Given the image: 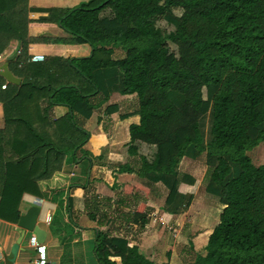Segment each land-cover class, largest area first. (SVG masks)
<instances>
[{
	"label": "trees",
	"instance_id": "obj_1",
	"mask_svg": "<svg viewBox=\"0 0 264 264\" xmlns=\"http://www.w3.org/2000/svg\"><path fill=\"white\" fill-rule=\"evenodd\" d=\"M28 1L0 0L1 51L11 40L25 50ZM48 15L70 36L68 43L87 44L91 54L52 58L40 82L24 79L14 95H0L6 128L13 130L9 141L3 136L0 142V218L17 223L20 199L12 196L27 186L41 196L39 183L79 157L89 137L83 123L95 108L90 97L135 95V110L120 118L139 116L129 127L128 147L139 166L118 170L135 173L151 189L161 185L163 212L179 215L193 199L180 185L195 184L192 175L179 172V164L205 154L204 190L223 205L205 254L184 263L264 264V164L254 165L247 155L264 144V0H79L72 8L48 9ZM159 20L173 30L162 31ZM115 49L123 56H115ZM35 94L43 100L35 105L42 113L33 120L19 111ZM53 105L66 106L69 113L52 119ZM116 111L109 105L104 112ZM8 143L16 160L3 157ZM140 145L154 148L151 158L138 155ZM67 202L70 207L72 199ZM111 202L104 198L105 211L95 209L89 218L98 214L100 224L110 223ZM123 202L122 197L114 201V223L143 232L149 216L123 211ZM102 238H108L121 264H154L146 257L149 246L140 251L130 238L107 231L99 233L98 241ZM100 264L116 263L105 257Z\"/></svg>",
	"mask_w": 264,
	"mask_h": 264
},
{
	"label": "crops",
	"instance_id": "obj_2",
	"mask_svg": "<svg viewBox=\"0 0 264 264\" xmlns=\"http://www.w3.org/2000/svg\"><path fill=\"white\" fill-rule=\"evenodd\" d=\"M78 3L79 0L28 1V19L30 22L27 26V37L30 40L25 50L22 52L18 42L11 40L8 46L1 51L0 41V66L7 63L8 70L20 82L17 84L8 83L0 75V95L5 94V92L11 96L14 95L21 88L24 79L36 78L40 82L48 70L45 64H48L52 58L68 59L90 56L91 47L89 45L68 43L70 36L58 26L55 20L48 19L50 18L48 9L72 8ZM33 55H42L44 60L32 61ZM115 56H123L122 51ZM10 57L11 60L7 61ZM18 61L19 63H17ZM40 65H44L42 71L38 70ZM41 99L43 100L37 94L24 99L23 106L26 108L22 107L19 113L30 119L39 118L42 112L36 110L35 105L39 101L41 102ZM88 100L92 105H95V108L91 116L83 123V128L89 133V137L82 146V150L77 152L81 158L77 157L70 165L64 164L62 171L47 180L41 181L39 183L41 196L29 193V186L26 187L27 191H23L20 196L18 192L12 196L20 199L18 206L20 215L25 213L30 206L39 203L41 210L37 224L46 233L44 244L50 264H100L105 257L109 261L121 264L120 257L113 250L108 238H102L98 241L101 232L107 231L111 232L112 235L115 234L113 230H115L116 223H114L113 211L116 205L112 204L111 206L112 221L110 223L100 224L98 214L95 220L88 216L95 209L99 213L105 211L103 207H100L102 200L108 198L113 203L116 191L129 194L131 198L135 194L144 196L143 200L137 204L136 211L139 213H145L150 217V215H155L157 210L153 209L155 208L154 198L149 195L148 188L141 184L135 173L118 170L120 166H128L131 171H136L139 166V163L137 164L138 157L130 156L128 153L129 127L139 123V116L131 114L126 118H120V115L132 113L135 110L136 96L112 93L108 100L104 101L103 95L98 93ZM7 104L9 105V103ZM109 105H116L117 111L106 114L104 111ZM133 105L134 107H132ZM8 109L15 112L11 108ZM68 113L69 109L63 105H53L50 111L52 119L56 120L64 118ZM12 131V129L6 128L4 107L0 102V142H3V136L9 141L7 137L12 134ZM3 152L4 159L16 160L17 157L11 148V144L4 145ZM27 166L28 164L25 165L26 168ZM1 176L0 174V178ZM191 187L180 185V190L189 192L187 190ZM68 198L72 199L70 207L67 202ZM92 199L97 200L95 206ZM161 212L162 218L167 223L176 216L164 213L162 208ZM107 215L109 216L108 209ZM151 222L150 219L145 229L149 227V224L151 225ZM20 231L16 223L0 218V262L3 261L5 264H35L36 253L33 247L29 245L31 233H25L18 245L15 259L10 260L12 257L11 249L15 246ZM148 235L147 232L142 234L140 243L131 241L130 245L136 244L140 251L144 252L146 250L144 244ZM171 242L170 239L168 243L171 244ZM146 251L149 253L146 257L153 261L152 255L155 246H150ZM166 256L170 257L169 250H167Z\"/></svg>",
	"mask_w": 264,
	"mask_h": 264
},
{
	"label": "rangeland",
	"instance_id": "obj_3",
	"mask_svg": "<svg viewBox=\"0 0 264 264\" xmlns=\"http://www.w3.org/2000/svg\"><path fill=\"white\" fill-rule=\"evenodd\" d=\"M180 13L181 11L179 9L175 10V14L179 15ZM157 26L165 33H169L173 30L171 26L167 25L162 20L157 21ZM170 48L176 50L172 45ZM114 52L115 55H117L121 53V50L115 49ZM132 107H134V105ZM208 127L209 120L206 118L204 125L206 137L208 136ZM153 152V147L140 145L138 155H145L151 158ZM247 155L254 165H263L264 144L261 143L254 149L248 151ZM137 159H139V157ZM138 163L139 160H137V164ZM206 169L205 154H202L196 160H191L187 157L181 160L179 172L181 174L188 173L195 178L194 186L187 190L193 195V199L190 206L183 213L173 217L172 221L167 223L161 216V208L164 203L166 192L164 188L158 184L152 189L147 187L149 195L154 198L155 201V208L153 209H157L155 215H150L149 217V220H152L151 225L149 224V227L143 232H139L135 225L120 226L116 223L113 232L120 235H127V237H129L132 242L135 241V243H140L142 241L140 240L142 234L146 232L149 233L144 245H146V247L149 246V248L152 245L155 246V251L152 255L154 264H165V261H167L168 264H185V261H192L197 255H204L207 237L217 225L219 214L223 208V205L216 197L209 195L204 190L203 180ZM115 193L113 204H115L114 201L122 197L124 205L121 207L125 212L136 210L137 204L140 203V200H143L144 197L135 194L134 197L131 198L129 194H124L122 191H116ZM170 239L172 241L171 244L168 243ZM188 242H192L193 247H189ZM167 250L170 252V257L166 256Z\"/></svg>",
	"mask_w": 264,
	"mask_h": 264
},
{
	"label": "water",
	"instance_id": "obj_4",
	"mask_svg": "<svg viewBox=\"0 0 264 264\" xmlns=\"http://www.w3.org/2000/svg\"><path fill=\"white\" fill-rule=\"evenodd\" d=\"M11 60V57L8 58L7 61ZM0 75L8 82L12 84H17L20 82L18 78L12 75V73L8 70L7 63H4L0 66ZM40 205L39 203H35L30 206L25 213L19 216V219L16 223V226L21 230L18 239L16 240L15 246L11 249V259H15V255L17 253L18 245L22 241L25 233L34 234L37 242L44 243L46 233L45 231L37 224V220L40 214ZM0 264H5L3 261Z\"/></svg>",
	"mask_w": 264,
	"mask_h": 264
},
{
	"label": "built area",
	"instance_id": "obj_5",
	"mask_svg": "<svg viewBox=\"0 0 264 264\" xmlns=\"http://www.w3.org/2000/svg\"><path fill=\"white\" fill-rule=\"evenodd\" d=\"M31 60L35 62L43 61L44 57L42 55H33L31 57ZM29 245L33 247L36 253L35 264H50L47 257L46 245L44 243L37 242L34 234H31V236L29 237Z\"/></svg>",
	"mask_w": 264,
	"mask_h": 264
}]
</instances>
